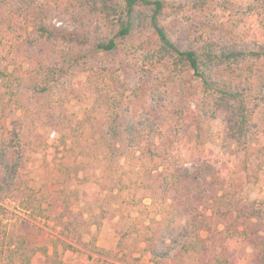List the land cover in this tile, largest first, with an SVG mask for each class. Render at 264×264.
<instances>
[{
	"label": "rangeland",
	"instance_id": "1",
	"mask_svg": "<svg viewBox=\"0 0 264 264\" xmlns=\"http://www.w3.org/2000/svg\"><path fill=\"white\" fill-rule=\"evenodd\" d=\"M228 1L232 2V6L226 9L223 4ZM246 1L254 7L262 4V0H214V4L203 13L190 18L189 23L184 24L183 17L172 18L168 29L180 39L206 33L213 40L226 44H230L231 39L225 35V31H237L238 38L234 37L232 41H248L254 36L261 37L262 43L264 8H260L255 14L246 15L245 9L239 10V5ZM29 4H32L31 8ZM75 12L73 3L69 0H7L0 9L2 74L11 73L19 81L27 78L29 68L25 57L30 51L27 50L28 43L25 41L26 38L33 40L36 37L33 27L36 17L40 18L41 15L47 26L67 29L72 21L71 15ZM243 32L245 35L242 36L240 33ZM152 40L149 34L142 40L133 37L121 42L118 49L111 53L97 52L92 46H88L83 51L88 59L86 72H72L65 79L70 91L53 93L47 97L38 96L37 101L25 95L17 84L6 90L0 73V121L7 117L6 129L9 133L0 131V264H4L3 251L11 240H23L27 246L49 248L51 258L42 260L43 257L37 256L33 259L34 264H133L115 260L109 254L116 249L119 238L130 224L129 208L123 206L119 212L115 211L122 197L127 199L128 196L123 193L118 200L114 196L116 191H111L112 195L101 193L108 182L106 184L103 173L97 171V163L91 158L84 160L86 170L80 171L77 178L67 184L63 183L65 176L62 163L60 173L51 167L50 170H45L42 167L44 154L37 145L41 138H46L49 144L53 140L40 128L36 110L40 115H52L58 120L62 118L65 125L75 129L77 139L70 142L74 144L75 152L67 155L70 167L71 164L76 165L75 155L79 149L93 142L89 136L93 129L101 132L95 134L98 139L102 135L107 137V132L105 134L103 129L106 124L113 123L111 126L116 125L124 132L133 127V139L137 140L140 149L144 151L142 160L136 162L140 168L153 164L149 162L151 158L148 156L153 151L156 153L153 158L169 168L165 175L173 178L183 174L185 168L190 174L195 173L200 166L212 164L220 174V179L227 186L231 185L228 203L247 207L256 202L264 207V168L258 173L255 182L248 183L241 178L244 175L240 173L241 148L226 138L223 116L219 115L216 120L203 123L198 105L200 84L190 74L175 72L169 64L150 59L151 53L147 48ZM25 106H28V110H25ZM88 115L93 121V129L88 126L82 132L77 130V124ZM12 121L15 122L14 125L11 124ZM253 123L257 125L258 132L257 138L252 139L259 141L258 144H253L264 147V103L260 104ZM21 129L27 138L15 136ZM140 152L139 150L137 157L141 156ZM79 159L80 162L81 157ZM104 177L106 178L105 174ZM129 177L135 176L130 174ZM124 179L129 182L127 177ZM207 181L209 183L211 180ZM25 185L41 202L43 214L38 210L24 209L27 201ZM94 187L97 193L93 192ZM217 188L214 186L210 190L205 186V205H212L211 200ZM134 189L132 187L136 196L143 194L140 187L137 191ZM156 191L160 201L174 196L179 200L187 198L184 187L168 192L162 188ZM194 196L190 195V199L193 200ZM66 203L69 204V212L65 210ZM192 206H200V203H192ZM158 212L156 206L146 210L148 217L156 216V220L159 219ZM68 214L72 221H76L78 215L82 214L86 220L100 222L99 231L92 226L90 231L82 232L79 239L65 238L62 228L58 226L59 220ZM129 214L135 215L134 211ZM146 214L143 213L144 216ZM189 219L187 216L176 222L177 241L188 228ZM214 222L215 219L211 222L212 228ZM238 225L240 222L231 218L225 231L231 232L235 238V227ZM218 229L222 230L224 227L219 226ZM223 236L224 234L216 235ZM203 237L208 236L203 234ZM58 239L68 243L70 248L67 251L60 249L59 255L54 258L52 245ZM230 241V238L217 241L215 245H212L213 241H207L206 245L210 252L213 246H218L219 251L227 247L235 250L242 260H232L231 264H254L256 252L250 241ZM143 247L145 246L142 245L141 249ZM175 247L176 244L170 242L165 247L153 245L154 254L142 252L135 255L140 257L137 264H205L216 256L213 253L188 256L178 254L179 258L172 262L161 260L157 254L165 250L174 254ZM95 249L102 252L98 254ZM223 256L226 257V254Z\"/></svg>",
	"mask_w": 264,
	"mask_h": 264
},
{
	"label": "trees",
	"instance_id": "2",
	"mask_svg": "<svg viewBox=\"0 0 264 264\" xmlns=\"http://www.w3.org/2000/svg\"><path fill=\"white\" fill-rule=\"evenodd\" d=\"M6 1L0 0V9ZM69 1L73 3L76 12L71 15L72 21L67 29L47 26L41 15L40 18L36 17L38 20L35 18L33 27L36 37L33 40L26 38L25 41L28 43L27 50L30 51L25 57L29 68L27 78L19 81L13 74L6 72L2 74L0 71L6 90L17 84L25 95L35 101L38 100V96L68 93L70 90L65 83L67 76L72 72H86L88 59L83 51L88 46H92L97 52L111 53L118 49L121 42L133 37L142 40L149 34L153 38L147 48L151 53L150 59L169 64L175 72L190 74L200 84L198 105L203 123L214 121L219 115L223 116L226 138L241 148L240 173L244 174L241 178L248 183L258 179V173L264 168V147L255 146L253 143L258 144L259 141L252 138H257L258 132L253 118L255 119L260 104L264 103V42H260L261 37L253 36L248 41L239 39L236 42L232 41V38H238V32L225 31V35L231 39V43L226 44L213 40L206 33L180 39L169 31L168 24L172 18L183 17L182 22L189 23L190 18L203 13L214 4V0ZM223 5L228 9L232 2L228 1ZM29 7L31 8L32 4H29ZM260 8H264V0L255 7L247 1L239 5V10H246L244 13L246 15L255 14ZM261 28L264 30L263 25ZM240 34L245 35L244 32ZM24 108L28 110V106ZM35 110L36 108L33 109ZM35 115L40 128L53 140L49 144L46 138H41L37 145L44 154L42 167L45 170H50L51 167L60 173L62 163L65 176L63 183L67 184L76 179L80 171L86 170L84 160L91 158L97 163V171L103 173L106 184L108 182V185L103 187L105 189H101L103 191L101 193L111 194L116 191L114 196L119 198L118 200L123 193L128 196L127 199L122 197L118 208L115 209L119 212L123 206L129 208L130 224L119 238L116 249L109 253L113 259L137 264L140 257H135L136 254L142 252L154 254L153 245L165 247L170 242L176 244L174 254H171L170 250L157 253L161 260L175 262L180 254L188 256L213 253L212 255L216 256L205 264H231L232 260H242L235 250L227 247L219 251L218 246H213L210 252L206 245L207 241H213L212 245H215L217 241H226L230 238V242L236 239L238 242L250 241L256 252L254 264H264V207L257 205L256 202L248 204L247 207L238 206V203H228L231 185L227 186L220 179V174L212 164L200 166L195 173L190 174L185 168L183 174L173 178L165 175L169 168L153 158V155H156L153 151L151 155L148 154L149 159L151 158L149 162L153 164L140 168L136 162L142 160L144 151L140 149L137 140L133 139L135 131L133 127L124 132L116 125L111 126L113 123L106 124L103 129L105 134L107 132V137L102 135L96 139L95 134L101 132L98 130L95 132L91 125L93 121L88 115L77 124V130L82 132L90 126L93 131L89 136L93 142L79 149L75 155L76 165L71 164L70 167L67 155L69 152H75L74 144H70L77 139L75 129L65 125L62 118L58 120L52 115H40L37 110ZM6 122L7 117L0 121V131L4 134L8 133ZM11 124L14 125L15 122L12 121ZM22 132L21 129L15 136L27 138L23 135L25 132ZM139 150L141 156L137 157ZM78 156L81 157L80 162ZM130 174H134L135 177L130 178ZM124 177L128 178V183ZM208 179L211 180L209 183ZM205 186L210 190L214 186L218 187L211 200L212 205L203 203ZM132 187L136 191L140 187L143 194L136 196ZM181 187L185 188L186 199L179 200L174 196L160 201L157 198L156 190L162 188L168 192ZM27 188L25 185L24 194L27 201L24 209L38 210L43 214L41 202L37 200L35 193ZM95 188L93 192L97 193ZM190 195H195L193 200L190 199ZM192 203H200V206L194 207ZM154 206L159 209L157 220L156 216L148 217L146 214V210ZM64 207L69 212V204L66 203ZM133 211L135 215L129 214ZM187 216L190 217L187 221L188 228L177 241L176 222ZM77 218L76 221H72L68 214L59 220L58 228H62L65 238L79 239L81 233L90 231L92 226L99 231L100 222L86 220L82 214ZM231 218L240 222V225L235 227L237 234L235 238L231 232L225 231ZM214 219L212 228L211 222ZM219 226H223L224 229L219 230ZM203 234L208 237L204 238ZM223 234V237H216ZM142 245L145 247L141 249ZM69 248L68 243L58 239L52 245V257L57 258L60 249L67 251ZM95 251L98 254L102 252L99 249ZM225 254L226 257L223 256ZM3 256L4 264H34L33 259L37 256L43 257L42 260L51 258L49 248L27 246L23 240H11L7 243Z\"/></svg>",
	"mask_w": 264,
	"mask_h": 264
}]
</instances>
